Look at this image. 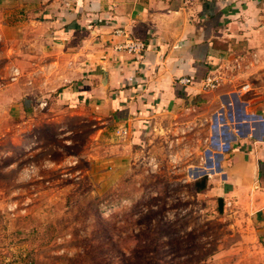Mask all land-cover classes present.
Wrapping results in <instances>:
<instances>
[{
  "label": "rangeland",
  "instance_id": "1",
  "mask_svg": "<svg viewBox=\"0 0 264 264\" xmlns=\"http://www.w3.org/2000/svg\"><path fill=\"white\" fill-rule=\"evenodd\" d=\"M43 1L0 0V264L228 263L232 208L191 171L206 165L204 133L178 119L120 134L63 98Z\"/></svg>",
  "mask_w": 264,
  "mask_h": 264
},
{
  "label": "crops",
  "instance_id": "2",
  "mask_svg": "<svg viewBox=\"0 0 264 264\" xmlns=\"http://www.w3.org/2000/svg\"><path fill=\"white\" fill-rule=\"evenodd\" d=\"M43 2V55L69 83L62 97L135 136L181 122L204 133L206 165L191 171L207 177L241 232L221 264H264V0ZM129 37L145 42L140 56L116 48ZM184 76L192 83L178 84Z\"/></svg>",
  "mask_w": 264,
  "mask_h": 264
},
{
  "label": "built area",
  "instance_id": "3",
  "mask_svg": "<svg viewBox=\"0 0 264 264\" xmlns=\"http://www.w3.org/2000/svg\"><path fill=\"white\" fill-rule=\"evenodd\" d=\"M122 29H118L117 32H121ZM146 47V44L143 40L141 39H136V38H127L124 42L119 43L116 48L117 49H124L126 51H129L136 55L137 57L142 54ZM193 78L190 76H184L178 79L177 83L178 84H190L192 83ZM218 84V79H216L213 76H208L205 81H204V87L206 89H213L217 86ZM118 133L120 134H127L128 130L124 127H120L118 130Z\"/></svg>",
  "mask_w": 264,
  "mask_h": 264
},
{
  "label": "trees",
  "instance_id": "4",
  "mask_svg": "<svg viewBox=\"0 0 264 264\" xmlns=\"http://www.w3.org/2000/svg\"><path fill=\"white\" fill-rule=\"evenodd\" d=\"M204 180H206V182H207V177H204ZM200 189H202V188L199 187L198 190H200ZM221 206H223V205H222V199H220V207H221Z\"/></svg>",
  "mask_w": 264,
  "mask_h": 264
}]
</instances>
